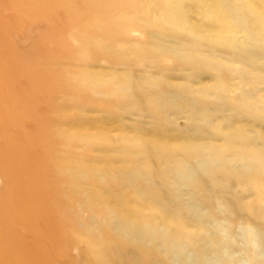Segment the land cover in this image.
<instances>
[{
  "label": "rangeland",
  "instance_id": "374dc122",
  "mask_svg": "<svg viewBox=\"0 0 264 264\" xmlns=\"http://www.w3.org/2000/svg\"><path fill=\"white\" fill-rule=\"evenodd\" d=\"M49 1L0 0V148L28 139L22 180L60 196L59 263L264 264V191L237 180L264 154V0Z\"/></svg>",
  "mask_w": 264,
  "mask_h": 264
},
{
  "label": "bare ground",
  "instance_id": "6f19581e",
  "mask_svg": "<svg viewBox=\"0 0 264 264\" xmlns=\"http://www.w3.org/2000/svg\"><path fill=\"white\" fill-rule=\"evenodd\" d=\"M49 2H51V0ZM84 3L89 7L91 6L92 10L96 11L94 0H84ZM47 4L49 3L47 2ZM81 7L86 6L81 5ZM3 46V44H0V50L3 49ZM9 61H11V58H9ZM7 100L8 99H6V101ZM0 108L5 112L3 100L1 99ZM6 116L7 115H5V117ZM8 116L17 118L15 113L11 115L8 114ZM6 139L4 140L3 148H0V156H5L6 158H4L7 160L6 163L2 164L3 167H8L12 171L11 174L7 176L9 188H7L5 195L0 197V222L12 225V238L18 227L26 226L29 228L30 237L34 240L35 245L33 250L29 252L19 243H16L18 245L11 248V250H7V247L4 245V240L8 236L7 234L0 233V238L2 239H0V248L4 245V247L1 248L3 251L0 253V261L5 264H60L57 259L58 249L60 240L65 232L62 231V227L60 226L61 217L59 210L63 202L60 196H55L56 194L50 193L48 189L50 185L49 180L47 177L48 181L44 179L37 167H34L32 172H30L31 175L28 177L27 181L22 180L23 178L20 176V169H22V166L15 162L14 157L21 149H27L30 146V141L28 139L23 141L21 144H23L24 147L20 148L16 146V143L10 141L11 138L9 140ZM237 155L247 157L248 159L244 160V162L247 163L251 169V176L238 173V182H241V186H244L252 197H261L264 191V179H262L258 171L260 168L264 167V154L251 151L242 146L238 149ZM244 182L246 184H244ZM38 188H40V191ZM29 202L35 203L37 209L32 210L29 207ZM245 210L250 217L257 215L256 209L250 205L247 209L245 207ZM214 213H211V218H215V215H213ZM41 218L43 219V227L37 228V221ZM99 253L101 257L107 256L104 251H99ZM104 263L105 260L101 261L100 264Z\"/></svg>",
  "mask_w": 264,
  "mask_h": 264
}]
</instances>
